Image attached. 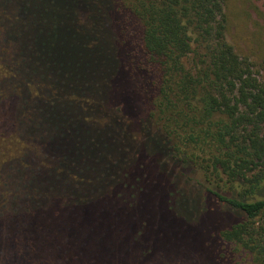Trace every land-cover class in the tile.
Returning a JSON list of instances; mask_svg holds the SVG:
<instances>
[{"label":"trees","instance_id":"1","mask_svg":"<svg viewBox=\"0 0 264 264\" xmlns=\"http://www.w3.org/2000/svg\"><path fill=\"white\" fill-rule=\"evenodd\" d=\"M224 3L0 0V264H201L211 239L264 264V79Z\"/></svg>","mask_w":264,"mask_h":264},{"label":"rangeland","instance_id":"2","mask_svg":"<svg viewBox=\"0 0 264 264\" xmlns=\"http://www.w3.org/2000/svg\"><path fill=\"white\" fill-rule=\"evenodd\" d=\"M224 13L226 40L237 53L249 57L254 69L264 79V0H225ZM187 171H191V168H187ZM187 205L195 206L190 202ZM227 213L233 217L232 212ZM211 241L203 246L205 257L200 260L201 264H256L240 248L235 250L226 246L223 249L220 243H215L214 239ZM221 249L222 253H229L230 263L215 258L217 253H221Z\"/></svg>","mask_w":264,"mask_h":264}]
</instances>
